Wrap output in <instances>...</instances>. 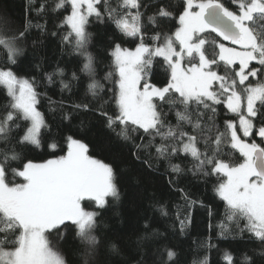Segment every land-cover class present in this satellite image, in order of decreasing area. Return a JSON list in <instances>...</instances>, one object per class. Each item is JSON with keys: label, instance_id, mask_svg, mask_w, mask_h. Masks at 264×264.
Listing matches in <instances>:
<instances>
[{"label": "snow or ice", "instance_id": "snow-or-ice-1", "mask_svg": "<svg viewBox=\"0 0 264 264\" xmlns=\"http://www.w3.org/2000/svg\"><path fill=\"white\" fill-rule=\"evenodd\" d=\"M34 10L38 15L60 13L58 27L67 28L61 43L83 58L79 72L89 78L85 95L93 103L71 105L73 111L64 112L62 119L92 112L117 139L131 145L134 159L148 168L149 158L168 161L167 183L189 210L197 203L204 206L203 201L180 188V178L189 172L220 178L214 191L225 202L226 221H245L241 235L250 234L260 245L252 255L243 254L240 264H264V0H183L179 12L171 0H41ZM92 17L111 23L135 43L130 49L111 42L110 70L103 79L114 82L117 90L107 99L104 84L95 78L96 57L89 51ZM173 20L178 26L165 31ZM32 28L47 32L46 23L27 20L23 28L12 29L0 17V52L5 57L0 86L9 97L0 112V264H115L123 241L100 232L109 198L121 199L113 164L90 155L89 145L73 135L63 138L66 154L40 163L22 151L44 147L42 129L51 132L37 108L36 78L13 70L25 57L23 42ZM157 58L167 73L159 86L151 81ZM58 76H64V69L47 73V82ZM80 79L72 73V81ZM60 84L70 90V83L61 79ZM110 100L116 106L112 113L107 110ZM220 107L236 116L223 121V130L216 123ZM169 112H174L175 124ZM254 136L260 143L247 139ZM46 146L58 148L54 140ZM226 148L237 150L243 162L225 159ZM181 155L191 157V168L172 162ZM18 177L23 182L17 183ZM85 201L94 208H86ZM157 204L160 214L168 216L167 206ZM175 215L183 232L191 223L190 211L181 218L177 205ZM220 227L222 234L228 230L225 224ZM69 231L75 245L71 252L60 248ZM157 235L146 221L136 239L135 264H147L144 245ZM166 256L172 262L176 252L166 249ZM225 260L237 264L231 253H225ZM202 264H208L207 257Z\"/></svg>", "mask_w": 264, "mask_h": 264}, {"label": "trees", "instance_id": "trees-1", "mask_svg": "<svg viewBox=\"0 0 264 264\" xmlns=\"http://www.w3.org/2000/svg\"><path fill=\"white\" fill-rule=\"evenodd\" d=\"M49 3L52 0H48ZM114 2V0H113ZM41 0H0V17H5L12 29L23 28L27 20L33 24L47 25V32L32 28L23 42L26 48L25 57L21 58L19 67H14L21 75L34 76L37 81V91L40 93L38 110L43 114L51 132L42 129V140L44 147L35 149L25 147L22 149L27 159L40 163L66 154L64 136L73 135L83 139L89 145V154L95 158L102 159L106 163L113 164L118 173L121 199L118 202L109 198L110 207L101 213V234L122 240V255L116 258L115 264H135L139 256L136 252V239L144 232L145 222H149L159 235L144 245L143 252L147 264H202L207 257L208 264H227L225 253H231L237 264L243 259V254L252 255V250H260L259 242L252 240L250 234L241 235L240 228L245 221L228 222L225 218V202L215 193L214 189L219 182L216 176H193L190 172L183 175L179 180V187L183 188L193 200L203 201L201 206L197 203L190 210L185 206L181 194L171 189L167 183L168 161L163 159H151L152 168L133 158L131 145L117 139L105 126L104 120L92 112H74L71 121H64L62 114L72 112L71 105L75 103H93L91 96L85 95L89 78L80 73L83 58L72 54L71 47L61 43V35L67 31L66 27H58L61 23L60 13H45L38 15L35 7ZM171 3L179 12L183 0H171ZM68 13H64L67 15ZM147 14H151L149 11ZM178 26V21L168 22L164 30L172 31ZM88 30L93 33L92 43L89 45L96 57V79L104 84L106 99L113 96L117 90L114 82L103 79L106 72L110 70L111 64V42L121 43L123 47L134 48L132 38L122 37L115 30L114 25L109 22L100 23L94 17L90 18ZM57 32L52 36L51 32ZM152 33L149 31L148 35ZM35 41V46L33 42ZM5 63V57L0 52V66ZM38 66V67H37ZM57 67L64 69L63 77L54 78V83L49 84L46 74L53 72ZM73 72H77L81 79L79 82L71 80ZM70 83V90H65L60 80ZM167 79L165 66L160 63V58L154 61L151 81L157 86L163 84ZM251 79V78H250ZM9 103V97L4 87L0 86V112ZM116 109L115 103L110 100L107 110L109 113ZM167 111V106H165ZM168 119L175 124L174 112H169ZM225 119H236L235 114L227 113L223 107L219 108L216 119L217 125L223 130ZM83 125V127H81ZM259 125L257 124V127ZM23 127V125H22ZM191 126H187L190 130ZM22 134V132L18 133ZM260 143V138L254 136ZM55 141L58 148L53 151L46 145ZM203 148V145H201ZM21 150V149H18ZM225 159L233 164L243 162L242 155L235 149L226 148ZM142 159L144 154H141ZM173 163L191 168L193 161L191 157L173 158ZM15 166V165H14ZM17 183L23 182L22 178H16ZM167 206L169 215L162 216L158 210L157 202ZM177 205L180 206L181 218L189 211L191 223L181 232L179 222L176 218ZM85 206L93 209L90 201H85ZM209 209L211 215H209ZM221 224L228 228L222 234ZM73 236L68 232L66 239L60 245L62 250L71 252L75 245L72 244ZM211 246H208V245ZM166 249L176 252L174 261L169 262Z\"/></svg>", "mask_w": 264, "mask_h": 264}, {"label": "rangeland", "instance_id": "rangeland-1", "mask_svg": "<svg viewBox=\"0 0 264 264\" xmlns=\"http://www.w3.org/2000/svg\"><path fill=\"white\" fill-rule=\"evenodd\" d=\"M247 139H249L250 141H251V138H247ZM255 142L256 143H259L256 139H255ZM84 206H85V202H84ZM86 207V206H85ZM87 208V207H86ZM89 209V208H88ZM89 210H91V209H89Z\"/></svg>", "mask_w": 264, "mask_h": 264}]
</instances>
